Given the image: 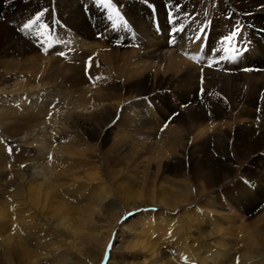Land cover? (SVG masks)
<instances>
[{
    "label": "bare ground",
    "instance_id": "6f19581e",
    "mask_svg": "<svg viewBox=\"0 0 264 264\" xmlns=\"http://www.w3.org/2000/svg\"><path fill=\"white\" fill-rule=\"evenodd\" d=\"M9 1H12L11 5L8 4ZM167 1L170 10L173 12L171 15L176 17L175 24H170L169 21L167 22L168 26H170L168 28L171 34L169 33L168 35L169 30H166V37L159 39L155 34H150L147 32L148 30H144L143 21L145 19H142V22H139L140 28L142 29L141 34L145 33L143 34L144 37L150 39L151 44L137 49L132 54L125 53L123 54L124 57L119 55L115 57V53L98 51V47L100 46L95 42L97 41L95 40L97 35L94 34L86 23L87 20L84 18L80 19L79 16L78 19L75 17L82 10L79 9L77 11L78 13L73 14L72 12L75 7H71L73 4H69L68 2L70 1L65 0L66 5L63 6L64 9L71 10L68 12L64 23H69L72 26L62 28L60 35H58L59 32L57 31L58 45L55 49L48 52L46 56L28 57L23 62H15L17 60L11 58L6 61L4 60V65L7 66L6 73L13 72L19 76V79L25 76L28 78L25 81L26 83H31V80H33L35 87H41L39 90H34L41 97L38 99L31 98L30 96L33 95L30 94L32 93L28 95L27 90L22 91L27 85L16 91L22 92L20 94L18 93L19 95L17 96L12 92L13 88L20 85L19 81L15 83L16 80H14V84H11L10 81L5 89L0 90L4 93L3 96L13 97L11 102L13 107L17 104L24 108V112L26 113L18 117L21 111L17 108H8L9 110L6 111L0 109V112L5 114L3 118L9 115L11 116L12 112L14 121L20 123L19 119L23 118L25 120L28 117H33L30 113L35 111L39 119V124L29 132L25 128H22V124H19L17 135L8 138L6 141L9 155L8 160L11 165L9 168L3 167L4 169H0V264H96V261L100 260H103V264H234L233 259L235 261L237 258L240 259L239 264H263L264 196L261 193L263 190L258 191V193L255 192L256 195L254 196H248L245 192H240V189L253 192L251 188H248L241 182L237 183L235 180L230 179V175L235 170V165L239 158L236 160V156H231L232 153L229 149L228 141L232 137H226L227 130H223L230 125L231 130L229 128V136L235 130V134H238L236 137L241 139L242 137L240 135L242 132L248 134L251 132L248 129L240 130L242 125L249 122V118L240 114L238 117L232 115V119L230 118L229 122H226L223 119H226L229 112H232L228 110L227 105L224 107L221 103L213 104L203 102L207 105L203 109H200L199 105H195L197 101L196 96L197 94L199 95L200 88L195 83L196 75L194 78L192 74V78L186 68L194 61L195 55H197V53L193 55L196 47L189 48L186 58L182 56L183 54L181 55L182 58L177 54L182 49L179 51L176 48H169L168 46L176 45L180 47L182 41L194 40L203 31L202 27H200L202 23L195 26L196 29L194 32L187 30L184 32L183 27L185 26L187 29L189 26L180 20L182 15L176 16L174 10L177 8L181 9L185 5V0ZM205 1L209 2L213 0ZM225 1L224 14L227 16L230 14V20H235L236 25L243 28L240 31V36L247 39L249 37L253 42L258 44L257 47H254L251 41H247L246 49L250 51L252 59H247L246 62L258 58L257 60L255 59L257 62H253L254 64H247V68L250 69L255 65L256 69L264 68V0ZM0 2L3 3V7H0L3 12L4 21H7L6 24H1L0 31L7 36V40H3V44L9 43L10 46L5 49L6 51L4 53L9 55L18 51L19 43L23 38L22 48L24 52L32 51L37 46L45 48L47 44L46 38L52 30L40 28L38 32L28 35L26 29L23 31L20 30L22 25L27 21L22 17L19 19L13 17L11 13L12 10L21 8L28 0H0ZM162 3L161 0H154L155 6L163 11L165 8L162 7L164 4ZM35 4L37 5L38 3ZM24 6L26 5L24 4ZM28 6L30 4H27ZM210 8L212 7H207V12L204 15L206 17L210 16L209 26L212 28L217 23L214 20L213 13L209 15V12L211 13ZM51 23L48 22L46 25L50 26ZM100 24L105 27L106 20L101 21ZM176 27H182L183 31L173 37V29ZM225 29V32L215 30L218 33V39H214L210 33L207 36L208 42L205 44L207 40L205 39L204 44L202 43L203 46L205 45L204 51H210L211 48H214L218 60L221 61L217 64L218 67L220 64L222 65L229 60L221 59L222 57L229 56V52L225 53L221 50L222 46L220 44V41L232 32V29ZM185 34L186 39H184ZM4 37L2 38L4 39ZM61 46H66V50H58ZM72 46L82 48V51H85L89 56L92 54L93 57L96 54L97 56H101L97 61L104 65L107 70L106 74L111 73L109 77L115 74V77H113L118 78V80L124 77L130 80L132 77H142L144 74L151 72L154 74L152 80L156 81L160 79L156 94H160L163 84H166V81L164 83L162 81L166 77V73L170 70L175 71L178 69V73L180 74L178 81L180 88L185 92L187 89L189 90L188 94L187 92L183 93L187 95L185 99L188 101L186 103H190V100H193L187 109L189 111L197 110L196 112H190L191 115L188 113L190 116L193 114V117L189 116L186 119L178 117L174 121L180 122L185 120L189 122V125H194L195 122H198L196 123L197 126L202 125L201 127H205L204 129L209 131H199V136H201L200 142L191 151V155L195 159L193 162L195 173L191 172L190 174L194 175V177L188 175L186 172L188 167L182 161L174 163L173 173L176 175L175 178L170 175L172 172L171 169L163 170L160 165L154 172L150 171V167L142 170L136 169V175H130L115 168L114 170H110L112 173L109 172L111 177L110 181H115V183L111 185L109 182L108 187L102 179L104 175L101 172V165L93 163L94 168H91L92 171L81 170L82 161L86 158L89 160L93 159L95 154L89 151V149H82V147L88 146V148H96L91 141L93 139L108 138L110 130L104 133L103 129L100 128L98 121L100 116L95 117L97 121L90 123V127H85L87 123L75 119H70L65 123L62 122L59 127L55 123L54 118L46 119L45 117L48 115V112L46 113L47 106L54 102L51 101L50 91L45 92L44 90H50V87L40 73V69L46 64H49V62H53V66H55L59 61H65V59L71 58L72 55H66V57L62 58L59 55L66 53L67 50H71L70 48ZM223 47H228V45H224ZM7 50H9V53ZM52 53H54L53 56H51ZM230 54L232 53L230 52ZM202 57L206 58L204 62L206 60L208 61V55L206 53H203L200 58ZM241 59H243L241 56L237 60L231 59L233 67L227 70L230 75L228 73L225 75L227 76L226 80L220 77V75H216L215 73L211 74L210 71L212 69H209L207 66L204 68L205 71L202 76L211 84H220L222 89H227V85L229 86L231 84L229 86L231 92L228 94L237 97L239 101L244 100V97H246L248 98L246 104H249V102L252 103L249 97L254 93L255 86L258 88L257 95L255 96L260 98L259 94L264 90V74H250L248 71H244L246 67ZM116 62L119 63L115 64ZM204 62L201 60V64H204ZM259 64L262 66L260 67ZM12 67H14L13 70H11ZM57 71H54V75H57ZM221 71L224 74L226 73V70L222 69ZM242 71L248 74L245 76ZM46 78L48 80L50 79V77ZM93 79L92 77L89 81ZM243 79H246L245 84L242 83ZM126 80L124 83H126ZM229 80H232V82ZM256 80L260 82H256ZM149 81L150 77H145L144 86ZM191 82L192 84H190ZM97 84L98 82H95L87 87L83 86L84 88L78 94L80 96L77 95L80 99L79 101L85 104H95L94 106L96 107L107 102L104 105L108 107L115 106L116 115L117 108L122 105L124 99L121 101L118 98L116 100L109 97L111 94L110 91L113 88L107 89L104 93L103 91L101 93V90L91 92V88ZM194 84H197V86ZM214 87L216 88V86ZM124 90L127 94L130 91L128 87L124 88ZM142 90L140 93H136L135 96L126 97L127 106L131 101L137 99L139 95L141 97L145 93ZM192 93L194 94V97L192 96L193 98H191ZM24 94L27 95L25 96ZM122 97L120 96V98ZM262 98L255 101V103L264 110V97ZM1 100L2 97H0ZM23 100L29 103L28 107L22 106L21 103H23ZM161 101L165 103L163 99ZM30 103L32 104L30 105ZM85 104L78 105L79 107H84V112L88 109V105ZM54 110L56 109H50L52 111V117L55 116V118L61 121L60 115L57 117L58 113ZM169 110L170 107L168 108ZM134 114L132 117L131 114H128V116L125 114L126 117L122 121L118 122V124H116L117 122L115 123L118 127L114 130H116L115 132L118 138L120 137L117 148L120 147V144H129L130 148H132L131 154L135 156L139 154L141 149L142 151L152 152L156 148L158 149V153L160 152L159 148H164V151L169 150V146L173 143H175L176 148L178 147L179 152L180 150H183V152L187 150L188 144L183 143L182 137L188 134L191 135L189 131H185V129L183 130L179 126L170 125L168 128L162 129V134L156 130L158 127H162L160 118H157L158 116L156 118L154 117L156 114H152L150 117H142L138 114L139 120L133 117ZM144 115L146 114L144 113ZM261 116H264L262 110ZM165 117L167 119L169 116L166 115ZM241 117L243 122H238L237 118L239 119ZM233 118L235 119L233 120ZM219 121L222 123L218 124ZM233 123L237 126L236 128H233ZM123 124L126 125L125 127L127 129H124ZM183 124L186 125L185 123ZM57 127H59V130H56ZM81 127L90 130V133H88L89 138L78 134L74 135L75 131L72 130ZM192 127H194L192 130L194 133L195 126ZM237 129L239 130L237 131ZM130 130H134L133 132L135 134L129 132ZM214 130L217 134H213ZM158 133L162 136L158 137ZM212 135L216 137L211 138ZM84 141L88 144L83 143ZM240 144L244 146L242 142L238 143L237 146H240ZM212 148L213 153L211 152ZM88 151L89 153H87ZM128 151L131 150L129 149ZM115 154L113 155L115 156ZM241 154H247L246 148ZM254 155L252 153L248 157V161L251 159L250 164L254 169L250 171L252 173L251 178H253L251 181L256 182L257 178L258 181L264 178V154L255 157V159L253 158ZM227 183L236 184L234 186L236 188L235 190L226 191L223 197L224 200L218 198L220 195H216V191L211 192L210 190L214 189L215 185L223 186ZM91 185H100V188H93ZM196 198H201V203L198 204H203L204 207L193 204ZM191 205L192 209L189 212L184 211L185 208ZM129 208L133 212H138L140 209L142 211L150 209L148 214L150 217L138 218V220L142 219L140 222L121 219L120 216L122 213L121 215L119 213H124ZM178 210H180V214ZM177 214L180 216H177ZM154 217L155 220L152 219Z\"/></svg>",
    "mask_w": 264,
    "mask_h": 264
},
{
    "label": "rangeland",
    "instance_id": "374dc122",
    "mask_svg": "<svg viewBox=\"0 0 264 264\" xmlns=\"http://www.w3.org/2000/svg\"><path fill=\"white\" fill-rule=\"evenodd\" d=\"M69 1H70V2H68L69 4H73V5H71V7H75L74 11L73 12L71 11L73 14L74 13L76 14V12L79 11V9L82 10L81 13H79V15H77L75 17L78 19V16H79L80 19H83V18L86 19L87 20L86 23L89 25V27L94 32V34L97 35L96 39H95L97 41H95V42L97 45L100 46V47L97 46L99 49L98 51H106L107 53H115L114 54L115 57H116V55L123 56V54H125V53L132 54V52L134 53L137 49L143 48L145 45L151 44V42H150L151 40L144 37L143 34H145V33L141 34L142 29L140 28L139 22H142V19L143 20L145 19L143 21L144 30H146V31L148 30L147 32H149L150 34H155L156 36H158L159 39H164L166 37V33H165L166 30H169V32H170V29L168 28L170 26H168V24H167L169 19H167V17L169 18V16L171 14H173V12L170 10V8L168 10V13L165 12V9L168 5L167 4L168 1L165 4L164 0H161V2L164 3V4L162 3L163 4L162 7L165 8L163 11L159 10L155 6L156 10H157V20H155V24H154L152 12L145 5L146 2H148L149 4H154V0H113V1H116V3H117L116 6L122 10L123 14L128 18V20L131 23V27H128V28H126L123 25V23H119V27L115 31L109 29V27H111V23L107 19L106 9L104 8V6L98 5L99 4L98 0H69ZM213 2H215V3H213ZM35 3H38V4L36 5ZM8 4L11 5L12 1H9ZM24 4L26 6H24ZM24 4L21 6V8H18L17 10L14 9L11 11V13L13 14V17H17L18 19L22 17L24 20L28 21L29 19L34 18L35 14H37L38 12L44 11L45 14L42 17V20L40 21V23L46 24L48 22H52L50 24V26L48 27L49 30H52V27L54 26L53 22L54 23H56V22L60 23V26L58 25V28H57V31L59 32L58 35H60L62 28L72 26L69 23H64V21L66 20V18L68 16V12L71 10V9H67V10L64 9L63 6L66 5L65 0H56V1L55 0L54 1L53 0H28V2H25ZM27 4H30V6L27 7ZM225 4H226L225 0H213V1H209V2L205 1V0H203V1L202 0H185V5L182 6L181 9H178V8L175 9L174 13L176 14V16L182 15L181 18L179 17L180 20L182 22L184 21L183 23H185V25L189 26L187 29L185 28V26L183 27L184 32H185V30H187L189 32H194V30L196 29L195 26H197L199 23H202V25H200V27H202L203 30H204V28H203L204 22L209 23L210 16L206 17L204 14L207 12V7L211 6L212 8L209 9L211 11V13L209 12V15H212V13H213L214 20L216 21L217 24L215 25L213 23L214 24L213 26H215V27L211 28V32H209V31H207V32H208V36L211 33V35L213 36L214 39H218V33L216 31L225 32L226 31L225 28H227L229 30L232 29V31H234L232 26L236 25L235 20L232 21V20L226 19L227 15L224 14V10H223L225 7ZM154 5H156V4H154ZM0 6L3 7V3L0 2ZM201 6H202V8H201ZM211 9H213L214 11ZM64 10H66V11H64ZM86 10H88V13L92 17V20H89L87 18V15H86L87 11ZM96 11H97V13H96ZM203 11H205V12L203 13ZM202 14H203V16H202ZM185 18H186V20H185ZM103 20H106V26L105 27H103L100 24V22ZM139 20H141V21H139ZM225 20H227V21H225ZM3 23L6 24L7 21H4L3 12L1 11V7H0V27H1V24H3ZM157 27H160V33L156 32ZM66 29H68V28H66ZM39 30H40V27H39V23H38L37 25L33 26L30 33L28 30H26V33L28 35L34 34L35 32H38ZM169 32H168V35H169ZM251 32L253 34H255L252 30H251ZM19 33H20V31H19ZM202 34H203V31L197 37H200ZM5 35L6 34H3L0 31V90L5 89L10 81H11V84H14V80H16L15 83L17 81H19L20 85L16 86V88H13L12 92H14L18 96L22 92H16V91L19 88L20 89L24 88L27 85V87H25L22 91L27 90L28 95L30 93H32V94H30V95H33V96H30L31 98H37L38 99L39 97H41V95H38V93L34 90H39V88L41 89V87H35L34 86L35 83L33 80H31L32 81L31 83L28 82L29 84L26 83L25 81L28 78H26L25 76H22L23 78L19 79V76H17L13 72L6 73L7 66L4 65V62L6 60H9V58H11L13 60H17L15 62H20V61L23 62L26 59H28V57H34V56H37V57L42 56L43 57V56H46L48 54V53L44 52V49H46V48L41 49L39 46H37V48L35 47L34 50H32V51L24 52L23 48H22V44H23V40H24V38H23L22 41H20V43H19L18 51H16L13 54L8 55V54L4 53L6 51L5 49L9 46V43L3 44L4 43L3 40H7V36H5ZM22 35H23V33H22ZM122 36H124V37H122ZM2 37H4V39ZM185 37H186V34L184 36V39H186ZM197 37L194 40L190 39V40L182 41L180 43V47H178L176 45L171 46V47L168 46V47L169 48H176L179 51H180V49H182L177 54H179L180 56L183 54L182 56H184V58H186V54H188L189 48L196 47V51L193 54V55H195V53H197V55H195L196 57L193 61L195 63L192 62L191 63L192 65L189 64V66L186 68L187 72H190V76L192 78H193V75H194V78L196 75L195 83H197L198 87L200 88V90L198 92L199 95L197 94V96H196L197 101L195 102V105H199L200 109H203L204 107L207 106L203 102L213 103V104L221 103V105H224V107L227 105L226 107L228 108V110H230L232 112L231 113L229 112L228 116H230V117L227 116L226 119L225 118L223 119L226 122L227 121L229 122L230 118L232 119V115H235L236 117H238V115L240 114L242 116H245V117L247 116L249 118V122L242 125L240 130L242 131V130L248 129L251 132H249V134L242 132V134L240 135L242 137L241 139L239 137H236L238 134H235L236 133L235 130L233 131V134L231 136H229L230 125H228V127H225L223 129L225 131L227 130L226 131L227 134H225L226 137H232V139L228 141L229 149L231 150V153H232L231 156H236V160L239 158L237 161V164L235 165V170H233L231 175H230V179L235 180L237 183L241 182L243 185L247 186L248 188H251L253 191V192H248V191H245L243 189H240V192L241 191L245 192L248 196H251V195L254 196V195H256V193H258V191L263 190V191H261V193L264 196V178L262 180H259V181H258V178L257 179L255 178L256 182L251 181V180H253V178H251L252 173L250 171L254 170V169H253L252 165L250 164L251 159L248 161V157L252 153L255 154L253 156L254 159L257 156H260V155L262 156L264 154V116L260 117L261 110L263 112H264V110L262 107L260 108V106L255 103V101H258V99H260V98L263 99L262 97H264V92H263L264 90H262L260 92V94H259L260 98H258L255 96V95H257V92H258V90H257L258 88L255 86L256 89L254 90V93L251 94L249 97L250 98L249 100L252 101L253 104L251 102H249V104L248 103L246 104L248 98L244 97V100L239 101L237 97L228 94L231 92V88L229 87V86H231V84L229 86L227 85V89H228L227 90L224 88L222 89L220 84H211V83L207 82L205 80V77L202 76V74L205 71L204 68L206 66L208 67L207 60L204 62V59H201L200 57H201V55H203V53H206L208 55V60L214 61V60H218V56L215 54L214 48H211L210 51H204L205 45L203 46V44L205 42V39H203V44H202L201 41L200 42L198 41ZM241 38H242V36H241ZM206 39L207 40H206L205 44L208 42V37H206ZM237 39H238V37H237ZM242 40L251 41V43H252V45H254V47H257V45H258L257 43L253 42V40L249 37H248V39L243 37ZM261 40H262V38H261ZM189 41H191V42H189ZM215 41L217 42V40H215ZM215 41H214V43H215ZM244 43L247 44V42H244ZM182 44H183V48H182ZM244 45H242V42H241L242 48L244 47ZM65 48H66V46H61L60 48H58V50L64 51V50H66ZM76 48H75V46H72L70 48L71 50L73 49V52H72L73 54H70V55H72L71 58H67V59H65V61L64 60L59 61L57 63V65H55L56 67L53 66V62H49V64H46L44 67H42L40 69V73L42 75V78L46 79L47 83L49 84L48 86L50 87V90H46V89H44V90H45V92L50 91V97L52 99L51 101L54 102V103H50L47 106L48 109L46 110V113L48 112V115L45 117L46 119L54 118L55 123L58 124L59 127L61 126L62 122H64V123L68 122L70 119H75V120L85 122V123H87L85 125V127H90L89 126L90 123H93V122L95 123L97 121V119H95V117L97 118L100 116V119L98 120L100 128L103 129L104 133H105V131L110 130V134H109V137L111 136L110 138L109 137L108 138H100L101 140L100 139H98V140L93 139L94 141L93 140L91 141L96 146V148L94 147V149H93L90 147L91 148L90 149L86 145H85L86 147H84V148L82 147V149H86V150L89 149V151L94 152L95 153L94 154L95 159L93 158V159L89 160L88 158H86L85 160H83L82 161V167H80L81 170L92 171L91 168H94V164L101 165V168H102L101 172L104 175V177L102 179L104 181V184H106L108 187H109V182L111 185H113L115 183V181H110V179H111L110 173H112V171L110 172V170H114L115 168H116V170H121L124 173H128L130 175L131 174L136 175L135 174L137 172L136 169L142 170V169H146V168L150 167V171L154 172V170L158 169V167L160 165L161 169H163V170L164 169L165 170L171 169L172 172L170 173V175L174 176V178H175L176 175L173 173L174 165H175L174 163H176L178 161H182V162H184L186 167H188L187 171H186L188 173V175L194 177V175L190 174L191 172L195 173V170L193 169L194 168L193 162L195 161V159L191 155V151L193 150L192 148L197 147L198 146L197 143L200 142L201 136H199V133L204 131V130H207V129H204L205 127L204 128L201 127L202 125L197 126L196 123H198V122H195L194 125H189V122H186L185 120L180 121L181 123L174 121L178 117H182V118L186 119L191 115L190 112H196V110H197V109H194V110L189 111L187 109L193 100H190V103L189 102L186 103L188 101L185 99L187 97V95L183 94V93L187 92V94H188L189 90L187 89L185 92L182 88H180V85L178 82L180 74L178 73V69L175 71L170 70L169 72L166 73V77H164L162 79L163 83L166 81V84H163L162 89L160 91V94H156V89H157V86L160 82V79H157L156 81L152 80L154 77V74H152L151 72L144 74L142 77L141 76L132 77L133 79L130 78V80L127 78H126L127 79L126 80L125 77L123 78L124 80L123 79L118 80V78H114L115 74L112 73L113 75L111 77H109V75H111V73L106 74L107 70L104 67V65L101 62L97 61V59H100L101 56H97V54L94 57L92 56L93 54L89 56V55H87V53L85 51H82V48H77V49ZM8 51L9 50H7V52ZM36 52H38V53H36ZM5 55H7V56H5ZM53 55H54V53L51 54V56H53ZM114 56H113V58L116 59ZM229 56H232V54H230V52H229ZM240 56L243 58V59H241V61L244 63V66L246 67V69H248L247 64H254L253 62H257L256 60L258 59V58H255L256 60L253 59L249 62H246L247 59H252L250 51L247 49L245 51H242L239 56H236L237 58L234 57L233 59L237 60L238 58H240ZM201 60L204 62V64H202V66L197 64V62L201 63ZM259 62H260V60H259ZM117 63H119V62H116L115 64H117ZM233 63L235 64V62H233ZM51 64H52V66H51ZM49 66H51V67H49ZM214 66L218 67L217 64H215ZM261 66L262 65H260V67ZM216 67H208L209 69L210 68L212 69L210 71V73L211 74L215 73L216 75H220V77H223V79L226 80L227 76H225V75H227V73L229 72L227 70L232 69L233 64L231 63V60H228L226 63L219 65L218 68L220 70L219 69L216 70L215 69ZM53 68H55V69H53ZM74 68H75V70H74ZM13 69H14V67H12L11 70H13ZM222 69L226 70L225 74H224V72L221 71ZM250 69H251V71H248V73H250V74H252V73L264 74V72H259L256 69V65L254 67H251ZM258 69H262V68H258ZM44 71H45V73H44ZM54 71H57V75H54L55 74ZM49 72H50V74H48ZM242 73H244L245 76L248 74V73H245L244 71H242ZM199 75H200V77H199ZM228 75H230V74L228 73ZM46 77H48V78L50 77V79H49L50 81ZM92 77L95 80L93 79L92 81H89L90 78H92ZM145 77H147V78L150 77V81L144 86L143 83H144ZM51 78H53V79H51ZM263 79H264V76H263ZM125 80H126V83H124ZM248 80H250V78H248ZM229 81L232 82V80H229ZM95 82H98V84L94 85L93 87L91 86L92 88L90 87L92 89L91 92H93V91L97 92V91L101 90V93H102V91L104 93L107 89L113 88L110 91L111 94L109 97L116 99V100L119 99L121 101H123V99H124L122 105H120L117 108L118 110L116 112V115H115V110H116L115 106L112 105L111 107H108L107 105H104L107 102L102 103V105H99L96 107V106H94L95 104H92V103L91 104H85V103L79 101L80 99L77 97V95L80 94L79 92H81V90L84 88L83 86L87 87L91 83H95ZM256 82H260V81L256 80ZM242 83L245 84L246 79H243ZM55 84L56 85L58 84L57 87ZM138 84H139V86H138ZM190 84H192V82ZM197 84H194V85L197 86ZM214 86H216V88ZM127 87L130 90L128 92V94L124 90V88H127ZM138 88H140V89H138ZM141 90L145 93L142 92L143 95H141V97L139 95V97L137 99H134L131 102L129 101L130 103L127 106V98L126 97L129 98L130 96H135V94L140 93ZM10 91H11V89H10ZM3 94L4 93H2L0 91V97H2V100L0 101V107H1L0 109L2 111L9 110L8 108H14V109L17 108L19 111H21V113L18 114V117L20 115L23 116L26 114L24 112V108H22L21 106H18L17 104H15V106L13 107V105L11 103L12 98H13L12 96H9V97L3 96ZM70 94H72V95H70ZM125 94H127V95L125 96ZM24 95L26 96L27 94H24ZM204 95H206V96H204ZM78 96H80V95H78ZM120 96H123V97L120 98ZM124 96L126 99L124 98ZM177 96H179L180 98ZM192 96L194 97L193 93L191 95V98H193ZM53 99H55V100H53ZM162 99L164 100L165 103H163L161 101ZM58 100H59V102H58ZM82 101H84V100H82ZM22 102H23V103H21L22 106L28 107L29 103H27V101L24 102V100H23ZM31 104L32 103H30V105ZM81 104L88 105V109L85 112L83 111L84 107L78 106ZM96 104H98V103H96ZM9 105H11V106H9ZM65 105H67V106H65ZM121 106L122 107L124 106L123 110H122ZM53 107L56 109L54 111H57V113H58L57 117L60 115L59 117H60L61 121H59L58 118H55V116L52 117V111H50V109L51 108L54 109ZM134 107H135V109H134ZM169 107H170V110L168 111ZM241 107H242V109H241ZM234 108H236L235 111H234ZM240 110L241 111L243 110V111L241 112ZM67 112H69V113H67ZM237 112H239V113H237ZM133 113H135L133 117L137 120H139V116H138L139 113H140L139 115L142 117H144V116L150 117L152 114H156V115H154V117L156 118V116H158L157 118H160L159 119L160 124L162 123L161 124L162 127H158L156 129L157 132L159 131V133H162V129L168 128L170 125L179 126L181 129H183V130L185 129V131H189L191 133V135L188 134L187 136L182 137L183 143L188 144L187 150L184 152H183V150H180V152H179L178 147L176 148L175 143H173L174 145L172 144L169 146V148H170L169 150L164 151L163 150L164 148L163 149L159 148L160 152L158 153L157 152L158 149L154 148V150L152 152L147 151V152H149V153H147L145 150L142 151V149H141L139 151V154L141 153V155L139 156V154H138L137 156H135L134 154H131L132 148H130L129 144H127V145L126 144L125 145L120 144V147L117 148L118 143L120 142V139H119L120 137L118 138V136L116 135V132H115L116 130H114V129H117L116 127H118L116 124H118V122L122 121V119L124 117H126V115L128 116V114H131V117H132ZM144 113L146 115H144ZM188 113L190 115H188ZM11 114H12L11 116L9 115L6 118H3V116L5 114L0 112V169L1 170L4 169L3 167L9 168L11 165L10 161L8 160L9 155H8V151H7L8 149H7L6 141L8 138H12V137H15L17 135L16 133H18L17 129L20 126L19 124H22V128H25L27 132L31 131L32 129H34V127L37 124H39V121H38L39 119L36 116L35 111L30 113L33 115L34 118L28 117L27 119L24 120L21 117L22 119H19L20 123L14 121L13 113L11 112ZM114 115H115V117H114ZM166 115L169 116L167 119L165 117ZM193 116L194 115L192 114V116H190V117H193ZM235 118H233V120ZM164 120H165V122L163 123ZM237 121L243 122L242 117L239 119L237 118ZM230 122H231V120H230ZM183 123H185L186 125H184ZM221 123L222 122L219 121L218 124H221ZM123 125H124V127L126 126L125 124H123ZM192 126H195L194 133L192 132V130L194 128ZM254 126H256V127H254ZM59 127H57L56 130H59ZM236 127L237 126H235V124L233 123V128H236ZM133 128H135V127H133ZM219 128H220V125H219ZM124 129H127V128L125 127ZM230 130H231V128H230ZM238 130L239 129H237V131ZM49 131H51V130H49ZM72 131H75L74 135L78 134V135L84 136L85 138H89L88 133H90L89 132L90 130H88V128L84 129V127L83 128L81 127V128L73 129ZM133 131L134 130H130L129 132H131L132 134H135V132H133ZM195 131H197V132L195 133ZM215 132L216 131L214 130L213 134H217ZM159 133H158V137L162 136ZM212 137H216V136L212 135L211 138ZM89 141H90V139H89ZM258 141H259V144H258ZM240 142H242L244 146H241V144H240V146H237V144ZM83 143L88 144L86 141H84ZM121 143H124V142H121ZM113 144H114V146H112ZM245 148H246L247 154L246 155L241 154L243 151H245ZM129 149L131 151H128ZM114 150H115V152H114ZM89 151L87 153H89ZM211 152L213 153V148L211 149ZM113 154H115V156ZM151 155H153V156H151ZM178 155H179V157H177ZM243 155L245 156L244 158H243ZM216 156H219V155H216ZM161 157L163 158V160ZM117 158H118V160H117ZM142 158H143V160H142ZM120 160H122V161H120ZM241 160H242V162H241ZM112 161H113V163H112ZM161 161L164 163H162ZM182 162H180V163H182ZM3 163L5 164V166ZM172 163H173V165H172ZM149 164H150V166H149ZM125 165H127V166H125ZM235 185L236 184H228V183L226 185H223V186L222 185L221 186L215 185L214 189H210V190H211V192L216 191V195H220V197H218V198H220L222 200L226 191L235 190V188H236V187H234ZM91 187L100 188V185H98V186L91 185ZM211 192H209V193H211ZM7 196H8V194H7ZM263 200H264V198H263ZM193 202H194L193 204H195V205H200V206L202 205V207H204L203 204H198V203H201V198H196ZM263 206H264V202H263ZM129 209H127L124 213L123 212L119 213V215H121V213H122V215L120 216L121 219H128L131 221L140 222L144 217H146V216L150 217V215H148L150 212V209H148L147 211H142L140 209V210H138V212L137 211L133 212L131 209L130 210ZM190 209H192V205L190 207L185 208L184 211L189 212ZM156 210H158V209H156ZM178 213L180 214V210H178ZM179 214H177V216H180ZM138 218H142V219L138 220ZM152 219L155 220V217ZM119 221H120V219H119ZM229 246H231V244H229ZM233 263L239 264L240 259L237 258L235 261L233 259ZM88 264H90V263H88ZM96 264H103V260L96 261ZM263 264H264V262H263Z\"/></svg>",
    "mask_w": 264,
    "mask_h": 264
},
{
    "label": "snow or ice",
    "instance_id": "6c2138e0",
    "mask_svg": "<svg viewBox=\"0 0 264 264\" xmlns=\"http://www.w3.org/2000/svg\"><path fill=\"white\" fill-rule=\"evenodd\" d=\"M101 4L105 7H111V3L108 2L106 3L105 0H100ZM115 11V10H113ZM44 11H40L37 14H35L34 18L29 19L27 22H25L22 25V28L20 29L21 31L23 30H28L29 32H31L32 28L34 25H37L39 23V27L41 29H47L49 26L43 23H40V21L42 20V17L44 16ZM115 15L118 17L119 13L116 12ZM176 22V17L173 15L169 16V23L170 24H175ZM181 31H183L182 27H176L173 29V37L176 34H179ZM199 31V30H198ZM41 35H43V33H41ZM240 35V29L237 27L234 31L230 32L227 36H225L221 41L220 44L222 46L221 50L224 51L225 53L231 52L232 56H228V57H222L221 59H233L236 56H239L240 53L242 51H245L247 48V45L245 44L244 47H241V41L237 39V37ZM197 39H199L201 41V43H203V37H197ZM224 45H228V47H223ZM45 51H47V49H45ZM201 59H206L205 57H202ZM221 61L220 60H208L207 61V65L208 67H213L215 64H219ZM244 71H251V69H244ZM9 151H11V149H9ZM49 159H51V157H49ZM23 167V166H22ZM131 215V214H130ZM107 256V254H106Z\"/></svg>",
    "mask_w": 264,
    "mask_h": 264
}]
</instances>
